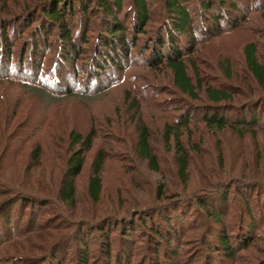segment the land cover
Wrapping results in <instances>:
<instances>
[{"label": "trees", "instance_id": "obj_1", "mask_svg": "<svg viewBox=\"0 0 264 264\" xmlns=\"http://www.w3.org/2000/svg\"><path fill=\"white\" fill-rule=\"evenodd\" d=\"M256 16L264 19V0H0V156L12 141L9 128L19 141L11 163L0 159V264H264V200L257 198L253 209L237 198L231 218L228 192L257 185L226 180L185 191L194 153L201 154L185 141L195 136V124L242 139L264 132V32L236 47L240 59L232 49L215 56L209 47ZM147 80L156 82L148 86L155 99L171 95L161 109L168 116L162 140L142 112L148 89L140 82ZM118 87L125 88L120 123L102 135L96 123L86 131H54L46 151L39 134L59 101L102 97ZM39 98L45 112L35 118ZM129 123L133 149L120 156L116 130L128 132ZM101 136L107 142L97 147ZM30 143L27 167L7 177L5 165ZM112 155L137 183L134 160L157 173L172 164L175 173L171 167L166 173L185 188L178 193L162 180L154 203L128 210L119 203L99 213ZM36 166L45 183L32 176ZM87 167L84 202L79 184ZM247 181L264 185V175ZM218 190L220 196L204 197Z\"/></svg>", "mask_w": 264, "mask_h": 264}, {"label": "rangeland", "instance_id": "obj_2", "mask_svg": "<svg viewBox=\"0 0 264 264\" xmlns=\"http://www.w3.org/2000/svg\"><path fill=\"white\" fill-rule=\"evenodd\" d=\"M256 30H259V32L261 31V33L264 32V19L259 16H256V20L252 24H248L238 29L237 31L232 32L231 34L226 36V39H221L219 43H215L214 48H212V45L209 46L210 51H213L211 54L218 56V54H221L223 52L227 53L229 49H232L230 53H232L233 51L235 58L240 59L239 50L237 49H240L239 44H243L246 40L254 38L253 36L255 35H253V32H256ZM259 39L261 40L260 42L263 46L264 37L261 36ZM147 81V83L145 81L140 82V84L142 85L145 84L147 86L146 89H148L144 93L147 99L143 100V102L141 103L142 112L146 119L145 121H147L151 125L152 130L154 132H159L156 137L160 138L162 136V134L161 136H159L160 131H162V127L168 119V116L161 111V109H163L162 105L168 106L169 103H171L170 101H165L166 99L170 98L171 95L163 93L160 96L157 95L155 99L154 95H156V93L153 92L154 89H151V87L148 86H156V82H152V80ZM244 84L246 86H250L251 83L249 81H245ZM257 92L260 93L261 91L257 90ZM156 101L159 104L157 106L156 103H154ZM43 102L44 99L39 98L37 109L35 110L34 114H31L34 115L35 118L40 117V115L45 112L43 109L45 108ZM124 106L125 88L122 87L108 90L102 97L84 98L81 95H77L75 98H69L68 100L65 99L64 101H59L57 107L54 108V112L56 111L55 119L52 120L51 125L48 126L46 131L39 134V141L46 148V151L50 153V150L47 147H49V142L52 141L51 134L54 131L59 135L64 134L61 133V130L65 129L66 127H73L80 131H86L88 128H91V126H93V123H96V126L101 131L102 135L105 130L108 131V128H111L109 127L111 126L109 125L110 123H120V121L118 120V118H120L119 112L117 111L123 110V108H125ZM49 110H52V107L49 108ZM60 116L62 119H59ZM107 117L108 119H106ZM21 118H23V116L17 118L14 124H17L18 121L22 122ZM28 119L29 121L27 123H31L34 120V118H31L30 115ZM129 124L131 125V127L128 128V132H120L121 130H116V133H118L117 136H119L123 141H118L119 144L113 143V147L115 148L116 152H119L117 154H119L120 156L122 150H125V154L128 156V153L132 152L133 149L134 134L130 132L134 131L135 128L132 123ZM195 127L198 128L196 129L195 136L189 139L186 135L187 137L184 136V138L186 137V142L189 141L191 148H194L195 146L201 147V154L198 155L194 153V164H192V170L190 171V180L186 185V188L183 187L185 185H179L180 183H178L179 180H177V178L175 182L172 183V177H169L168 175V173L170 172L168 168H172H170L171 173L172 171L175 173V168L172 166V164H170L169 159L167 160H169L170 165L168 166V168L166 167V172L168 173L151 172L146 164L141 163L140 160H134L133 167L136 169L138 175H141H139L138 183H140L138 184L137 181L134 180L132 173L130 171L128 172L122 167L124 163L120 164V162L115 161L116 155H112V159H110L109 163H107L104 170L105 198L102 205H98L97 211H99V213H104L108 207H111V205H118L119 203L120 205L124 204V207L127 208L125 210L134 208V206L136 205L139 206L141 203L144 205L152 204L154 203L156 198V188L158 186V183L162 180H165L168 183V186H171L174 191L179 193V191H182L180 190L181 188H185V191L188 194H191L194 191L198 192L203 190L201 189V187H212V185L216 184L217 182H223L226 180L229 185L233 184L234 182L241 183V185H257L258 188L253 186V189H251V191H247L246 189L240 187L239 190L242 189L245 191L238 192L239 190L235 191L233 189L234 186L232 187V191L230 189L228 191L230 193V204L233 206L231 218L233 217L234 211L237 206L235 205L237 204V198L241 200L243 206L244 202H247V205H252L251 207L254 209V203L256 202L257 198H259L260 201L264 200V185L251 183L247 180H251L254 178L261 179L264 175V132L259 133L255 139L251 136H248V138L246 139H242L238 137L237 134H234L231 130L220 132L215 129L205 128L204 126H202V124H195L193 128ZM13 129L14 127L9 128L8 131V133H11V135H9L11 136L10 138L12 141L8 145H6V149L0 156L1 160H4L5 162L8 161L10 163L15 149L19 145L18 140L15 141L12 139V137H15L14 135L17 134H13ZM112 130L115 131L114 128ZM21 136L22 133L19 137ZM105 139L107 142V138L101 136V138L98 140L97 147L105 146ZM158 143H160V141H158ZM30 144H27V146L23 148L24 152H21L22 155L16 158V163L5 165L6 167H8L5 171L7 177H12L14 176V174L19 176L18 172L20 171V169L27 167V162H30L29 152L31 150L30 147L32 146V144ZM158 145H160L158 147L161 149L162 146H164L163 141H161V143ZM221 147L224 149L223 162L225 163V168L220 161L219 148ZM49 155L50 154H48V157H50ZM168 155L171 156V154ZM130 158H136V155H133V157L130 156ZM4 161L2 162L4 163ZM52 162L53 159L49 161V164H52ZM32 172V176H34L35 179H41L43 183L47 181V176L43 174L41 166H36L34 169H32ZM132 172H134V170ZM89 174L90 168L87 167L85 170V174L83 175V178L81 179L79 184V192L84 202L88 200L86 199V184L87 176ZM122 174H124V177L122 176ZM178 186H181V188ZM214 194L206 195L204 197L216 198L217 196H220V190L215 191ZM85 206L86 208L83 204H80V206L78 207L79 209L84 210L87 209V203L85 204ZM231 218H229L230 221L228 222V224L231 222ZM202 226H204V223ZM200 229L202 230L203 227H201ZM261 232L263 234L262 237H264V228L261 230ZM0 237H3V235H1Z\"/></svg>", "mask_w": 264, "mask_h": 264}]
</instances>
